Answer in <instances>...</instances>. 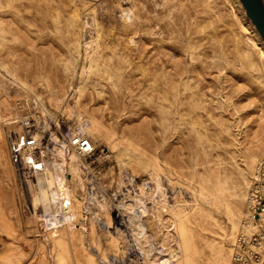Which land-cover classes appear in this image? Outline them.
<instances>
[{
  "label": "rangeland",
  "instance_id": "rangeland-1",
  "mask_svg": "<svg viewBox=\"0 0 264 264\" xmlns=\"http://www.w3.org/2000/svg\"><path fill=\"white\" fill-rule=\"evenodd\" d=\"M27 96L61 139L79 110L114 148L96 173L111 228L88 218L49 240L23 210L9 146ZM263 156L264 38L241 0H0V264H149L150 244L170 264H231ZM143 184L168 207L145 216L149 242L115 205Z\"/></svg>",
  "mask_w": 264,
  "mask_h": 264
},
{
  "label": "built area",
  "instance_id": "built-area-1",
  "mask_svg": "<svg viewBox=\"0 0 264 264\" xmlns=\"http://www.w3.org/2000/svg\"><path fill=\"white\" fill-rule=\"evenodd\" d=\"M30 98L31 96H27L25 99H18L15 102V113H13L19 124V131L14 133L9 146L10 161L19 175L18 184L23 190L28 188V178H33L48 169L51 165L52 151L56 146L51 128L52 123L56 121L49 114L44 115L34 102L31 104ZM48 117L54 122H50ZM46 123L50 125L48 128L45 126ZM70 147L75 148L86 157L90 168L91 165H94L95 174L101 173L105 162L111 156L108 147H99L91 136L83 132H78L71 137L70 144L64 148L65 152H68ZM97 174V179L90 183V187L96 192H98V187H103ZM98 194L100 195L99 192ZM119 202H116L115 205ZM69 203L65 199L64 207ZM118 208L117 206V210ZM23 210L26 212L30 210L33 215L36 213L41 217L43 214H47L48 217L50 215L51 217L58 216L56 212L46 213L43 205L37 210L33 208V205L32 207L25 206ZM98 211L100 210L93 211L87 202L82 211L83 217L76 221V226L80 225L79 222L84 223L88 218H92L101 228H111L113 224H108V219H103L101 214L99 215L105 210ZM38 220L43 223V219L38 218ZM232 248L231 264H264V157L252 176L246 210Z\"/></svg>",
  "mask_w": 264,
  "mask_h": 264
},
{
  "label": "bare ground",
  "instance_id": "bare-ground-1",
  "mask_svg": "<svg viewBox=\"0 0 264 264\" xmlns=\"http://www.w3.org/2000/svg\"><path fill=\"white\" fill-rule=\"evenodd\" d=\"M65 104L66 98L62 102V105H60V109H63ZM65 108L70 114L75 113V111L69 108L68 105H66ZM42 112L44 115L49 114L56 121L57 127L61 128L60 122L57 121L56 115L54 113L47 109H43ZM89 123L90 121L86 114L78 110V113L76 114V123L70 126L69 131L64 135V139H61L55 131H52V137L59 145L56 144L54 150L52 151L51 165L44 173L37 174L36 176H33V178H28L27 190H30L29 198L33 208L37 210L40 205H43L46 213H58V216L56 217H51V215L48 217L47 214H43L41 217L40 215L34 213V216L43 219V225L45 227V232L49 234V240L59 237L61 235L60 231L64 230V228L73 233L77 232L76 229H85V226L82 228L76 226V221L82 217V211L84 210V205L87 202L93 211H101L102 209L108 210L106 203L100 198L98 192L90 187V183H93L97 177L94 171L89 167L86 157L80 154L75 148L70 147L68 152H65L64 149L67 144H70L71 137L78 132H83L91 137H94L89 131ZM45 126L48 128L50 125L49 123H46ZM112 151L115 152L114 148H112ZM261 160L258 162V164L261 162ZM121 164L122 163L120 161V165ZM258 164L253 171V175ZM77 187L81 188L84 192L80 208L78 205V200L80 197L75 192ZM140 192V195L134 196L136 200H139V202L136 201L132 196L133 194H136V191H134L133 188L132 193L128 195V198L123 196L122 200L116 205L121 211L122 209L125 211L124 215H127L128 225L130 230H133L135 236L140 240L143 239L149 242L150 235H147L148 226L147 222L145 221V216H149L151 208L155 207L156 205L160 207V211L163 213L168 211V207L161 199H159L158 194H161L158 190L154 189L148 191L146 184H143L140 185ZM65 199L70 202L66 207L63 205V201ZM147 201L151 202L152 205L149 206ZM146 213H148V215H144ZM127 220L125 222H127ZM107 222L111 225L110 218L107 220ZM240 223L237 232L240 228ZM236 234L233 238V242L235 240ZM149 246L150 247L147 249L141 247L144 256L147 258V260L144 261L145 263L170 264L172 256L154 258L152 256L153 248L151 244ZM169 254L170 253L168 252L164 255L169 256ZM105 260L110 261L111 259Z\"/></svg>",
  "mask_w": 264,
  "mask_h": 264
},
{
  "label": "water",
  "instance_id": "water-1",
  "mask_svg": "<svg viewBox=\"0 0 264 264\" xmlns=\"http://www.w3.org/2000/svg\"><path fill=\"white\" fill-rule=\"evenodd\" d=\"M248 16L264 38V3L262 0H241Z\"/></svg>",
  "mask_w": 264,
  "mask_h": 264
},
{
  "label": "crops",
  "instance_id": "crops-1",
  "mask_svg": "<svg viewBox=\"0 0 264 264\" xmlns=\"http://www.w3.org/2000/svg\"><path fill=\"white\" fill-rule=\"evenodd\" d=\"M263 1V3H264V0H262Z\"/></svg>",
  "mask_w": 264,
  "mask_h": 264
}]
</instances>
